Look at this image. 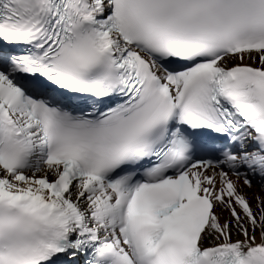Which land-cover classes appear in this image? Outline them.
Returning <instances> with one entry per match:
<instances>
[{"label": "snow or ice", "instance_id": "obj_1", "mask_svg": "<svg viewBox=\"0 0 264 264\" xmlns=\"http://www.w3.org/2000/svg\"><path fill=\"white\" fill-rule=\"evenodd\" d=\"M0 264H264V0H0Z\"/></svg>", "mask_w": 264, "mask_h": 264}]
</instances>
